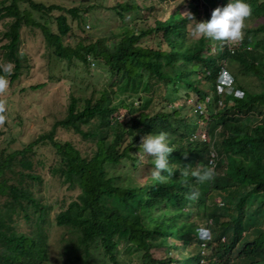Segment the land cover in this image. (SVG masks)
I'll return each mask as SVG.
<instances>
[{
	"label": "trees",
	"instance_id": "obj_1",
	"mask_svg": "<svg viewBox=\"0 0 264 264\" xmlns=\"http://www.w3.org/2000/svg\"><path fill=\"white\" fill-rule=\"evenodd\" d=\"M145 1L147 14L137 0H112L108 10L124 27L117 39L96 37L83 28L74 31L95 8L90 0L70 8L33 0L0 2V69L12 66L0 74L8 84L27 69L18 51L23 26L34 37L35 32L42 35L51 65L64 66L61 70L70 77H105L94 102L88 99L76 110L72 99L55 126L72 132L85 147L55 141L53 130L22 142L21 150L0 151V264H52L48 244L53 226L67 236H60L61 264H194L201 248L189 250L193 242L204 243L207 264H229L247 254L254 258L249 264H264V0H247L249 17L263 22L242 28L233 47L194 35V21L187 19L190 12L196 21L207 20L226 0H194L197 6L185 14L178 6L171 12L157 10L162 18L154 10L164 0ZM35 13L50 18L53 29ZM233 62L237 69L227 66ZM221 71L232 77L229 86L217 82ZM239 74L257 76L259 90L250 89ZM189 97L203 106L206 120L195 106L180 102ZM8 118L0 99L2 139ZM201 122L207 125L205 140L196 135ZM160 131L170 145L171 171H162L163 179L157 180L153 158L139 144L143 135ZM40 145L54 152L48 171L60 191L53 198L40 192L43 178L32 171L31 158ZM36 165L43 170L47 163L37 159ZM205 166L214 168L225 185L202 183L192 175ZM9 179L15 183L8 184ZM37 187L38 194L33 191ZM193 190L198 197L190 200ZM218 197L220 204L215 203ZM201 225L211 234L206 242L198 239ZM163 248L187 250L185 256L152 258V250Z\"/></svg>",
	"mask_w": 264,
	"mask_h": 264
},
{
	"label": "rangeland",
	"instance_id": "obj_2",
	"mask_svg": "<svg viewBox=\"0 0 264 264\" xmlns=\"http://www.w3.org/2000/svg\"><path fill=\"white\" fill-rule=\"evenodd\" d=\"M3 0H0L2 2ZM35 3H42L45 5L50 4H57L63 6L65 8H70L74 6L80 5V0H33ZM89 1V0H88ZM138 4L143 5L145 7V14L148 13V2H142V0H137ZM112 0H90L89 4H92L95 8L92 7L88 14V18L86 21L81 22L79 27L73 26L74 31L78 32L80 28H83L86 31H90L93 36L99 37L104 35H112L114 38H120L122 31L124 29L123 22L118 19V17L114 16L109 10L108 6H110ZM176 6H178L182 12L185 14L191 8L197 6L194 0H164L160 3L154 13L156 14L157 18H162L161 15L158 14V11L161 12H168L172 11ZM26 7V5H23ZM34 18L38 21L43 22L48 27L53 29L52 21L50 18L42 16L39 13L33 14ZM201 15V14H200ZM201 17V16H200ZM193 21H189L191 24ZM262 23L263 21L260 19H252L248 17L245 21L244 27L251 28L256 27ZM134 24V21L132 22ZM131 23V24H132ZM75 24V22H74ZM129 22L127 21V23ZM76 25V24H75ZM136 25V24H135ZM243 27V28H244ZM4 31V26L0 23V44L1 42L4 43L2 40V32ZM243 31V30H241ZM31 32L27 26H23L20 32V44L18 46L19 53L24 54V66H27V69L20 73L18 79H16L12 84H8L7 88L0 92V99L4 101V108L5 111L9 113V118L7 119V125L4 129V138L2 139L3 135H0V151L4 148L8 152L21 150L23 148V143H29L38 138L41 134H50L54 130L53 139L57 142H66L71 141L74 143L78 148H83L86 146L83 140L78 141L75 135L67 130L62 128L55 129V126L58 120H61L65 113L67 112L68 106L72 99H75V108L76 110H81L86 100H91L94 102L99 97V90L102 88L101 83L105 80V77L96 78L95 80H90L89 78H84L85 74H80L75 77H70L68 74L65 73L64 68L60 66L51 65L53 61H49L45 45L44 39L42 35L38 32H35V37L31 35ZM195 38V36H194ZM69 41V39H66ZM238 40L235 41H227V43L233 47ZM212 49H214V44H212ZM222 48V47H221ZM229 68L232 70L237 69L236 63L227 64ZM227 67V68H228ZM12 68V66H10ZM92 70L96 69L95 67H91ZM224 73V72H223ZM225 75V73H224ZM227 76V75H226ZM239 77L242 79V82L245 83L250 89L252 90H259V80H257V76H247L244 74H239ZM71 80V82L66 84L64 81ZM74 80V81H73ZM80 83V84H79ZM37 85H41L40 88L37 89H29L30 87L33 88ZM25 89L22 90V88ZM184 89V88H183ZM204 90L206 89L203 88ZM185 95V94H183ZM172 101H177L176 95H172ZM117 98L122 99L123 95L118 93ZM181 103L187 102L191 106H195L196 108L200 107L197 106L194 100V97H189L187 99L181 98ZM127 102L134 104V99L127 98ZM179 101V100H178ZM36 105L39 107L37 108ZM120 113L123 112L122 110L119 111ZM203 112V106L199 113ZM203 120H206V113L202 114ZM123 117V116H122ZM196 116H192V123L193 126H197L195 123ZM245 122V121H244ZM239 123H241L239 121ZM1 124V120H0ZM247 124V123H242ZM252 124V123H249ZM205 125L206 122H201L199 125V129L196 135L205 134ZM207 126V125H206ZM253 126V125H251ZM220 131V128H218ZM223 134V131L221 130ZM197 139V138H196ZM54 157L53 150L49 148H45V146L40 145V148L35 152V156L31 158L34 163L32 171L36 174H39L43 178L44 185L41 188L42 194L46 198H53L57 195L56 191L59 189L56 187V182L50 179V174L48 171V167ZM145 163L146 157L142 156ZM40 159L47 163L45 168L41 170L36 165V160ZM141 159V158H139ZM224 170L220 172L222 175ZM140 180V179H138ZM221 185H225L224 179H219L218 177L213 176L211 183L216 184L218 182ZM15 181L13 179L8 180V184H13ZM226 185L229 187L230 182H227ZM35 193L38 194V187L33 190ZM60 191V190H59ZM69 194V192H67ZM36 195V194H35ZM264 196V194H262ZM261 198V197H260ZM3 199H1L2 201ZM256 199L252 202H255ZM211 202H209L210 204ZM215 203L220 204V198H215ZM257 202L252 205V208L256 206ZM49 219L52 220L53 214L52 212L49 213ZM174 215V218L177 220V216ZM194 219V218H193ZM196 223L200 222V219L196 218ZM216 226L218 224V219H214L211 221ZM204 226V225H202ZM24 228V227H22ZM21 228V229H22ZM64 232L62 230L55 228L54 226L51 229L49 235V256L50 261L52 264H61L63 259L62 256V246L63 242L60 241V236ZM207 238V236H206ZM229 240V236L226 238ZM174 244H177L178 241L172 240ZM122 247V244L119 248ZM189 250L195 252L198 250L197 244L195 242L191 243L188 247ZM186 250H177L171 249L168 252V248L161 249H154L152 250V258H165L168 255L173 257H178L179 253L185 256ZM168 252V253H167ZM205 252V251H204ZM209 252L206 250L205 256L208 255ZM135 262L137 258L133 259ZM196 258L193 259V263L195 264ZM253 256L247 254L238 259L230 260L229 264H249L253 262ZM92 262L98 264L96 261L92 260ZM208 260H204V264H207ZM164 264H174V263H164Z\"/></svg>",
	"mask_w": 264,
	"mask_h": 264
},
{
	"label": "clouds",
	"instance_id": "obj_3",
	"mask_svg": "<svg viewBox=\"0 0 264 264\" xmlns=\"http://www.w3.org/2000/svg\"><path fill=\"white\" fill-rule=\"evenodd\" d=\"M250 15L251 7L247 0H226V3L223 6H217L211 11L210 18L207 20L196 21L190 12L188 13L187 19L189 21H194L192 27V33L194 35H198L200 37L211 39L214 41H235L239 40L242 37L241 30L245 25L246 19ZM8 71H10V66L8 68L0 69V72ZM223 72L224 71H221L219 73L217 82L223 84L224 86H229L232 82V77L228 74L224 75L225 72ZM7 86V78L4 75L0 74V92H3L7 88ZM196 105L200 106L196 108L200 112L202 105ZM203 113L204 111L200 114L202 115ZM199 136L203 140H205V134H200ZM140 139L141 142L139 146L142 148V153L153 158L152 176L157 180H162L163 177L161 175V172L166 171L170 173L171 171L169 168L168 160L170 145L168 143L166 133L163 131L157 133L150 132L143 135ZM192 175L202 183L211 181L214 176V168L205 166L200 169L194 170L192 172ZM197 197L198 192H196L195 190L188 193V199L190 200H195ZM197 232L198 239H202L204 242L208 241L211 237L209 230L202 225L197 228ZM196 244L198 246V249L201 248V258H199V260H196V262L204 264V260H207L206 257L208 256H205L207 249L204 247V243L202 246H199L198 243ZM169 256L173 257L171 253Z\"/></svg>",
	"mask_w": 264,
	"mask_h": 264
}]
</instances>
